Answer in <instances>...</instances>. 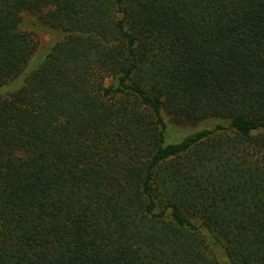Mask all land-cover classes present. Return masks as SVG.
<instances>
[{
	"label": "trees",
	"instance_id": "1",
	"mask_svg": "<svg viewBox=\"0 0 264 264\" xmlns=\"http://www.w3.org/2000/svg\"><path fill=\"white\" fill-rule=\"evenodd\" d=\"M0 264H264V0H0Z\"/></svg>",
	"mask_w": 264,
	"mask_h": 264
},
{
	"label": "rangeland",
	"instance_id": "2",
	"mask_svg": "<svg viewBox=\"0 0 264 264\" xmlns=\"http://www.w3.org/2000/svg\"><path fill=\"white\" fill-rule=\"evenodd\" d=\"M36 18V15L33 13H23L22 16V21L23 22H28L32 19ZM32 34H34L36 40H37V49L35 51V58H38L41 54L44 53L45 50H47L49 48V46L51 45V43L53 42V40L55 39L56 36V32L55 30L51 29V28H46V27H41L38 29H34V30H30ZM112 81V79H108L106 81V83H110ZM191 127H194V125L192 126H185L184 129H191Z\"/></svg>",
	"mask_w": 264,
	"mask_h": 264
}]
</instances>
